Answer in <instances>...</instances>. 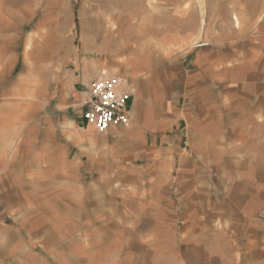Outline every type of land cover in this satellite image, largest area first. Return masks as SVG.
<instances>
[{"label":"crops","instance_id":"1","mask_svg":"<svg viewBox=\"0 0 264 264\" xmlns=\"http://www.w3.org/2000/svg\"><path fill=\"white\" fill-rule=\"evenodd\" d=\"M263 1L218 0L227 18L179 56L89 58L46 101L0 110V264H60L76 245L85 262L264 264ZM101 75L130 94L128 126L105 134L82 118Z\"/></svg>","mask_w":264,"mask_h":264},{"label":"rangeland","instance_id":"2","mask_svg":"<svg viewBox=\"0 0 264 264\" xmlns=\"http://www.w3.org/2000/svg\"><path fill=\"white\" fill-rule=\"evenodd\" d=\"M219 15L227 18L218 0H0V110L14 119L38 94L46 101L54 78L89 58L118 64L142 43L179 56L203 25L217 28ZM228 28L219 23L220 32ZM75 248L76 258L62 255L60 264H119L105 252L85 262Z\"/></svg>","mask_w":264,"mask_h":264},{"label":"built area","instance_id":"3","mask_svg":"<svg viewBox=\"0 0 264 264\" xmlns=\"http://www.w3.org/2000/svg\"><path fill=\"white\" fill-rule=\"evenodd\" d=\"M129 98V92L120 88L117 78L101 75L93 79L82 103L85 124L99 134L107 133L112 127L128 126L126 107Z\"/></svg>","mask_w":264,"mask_h":264},{"label":"bare ground","instance_id":"4","mask_svg":"<svg viewBox=\"0 0 264 264\" xmlns=\"http://www.w3.org/2000/svg\"><path fill=\"white\" fill-rule=\"evenodd\" d=\"M231 22H232L234 25L237 24L236 17H233ZM239 29H240V28H239ZM239 29H238V30H239Z\"/></svg>","mask_w":264,"mask_h":264}]
</instances>
